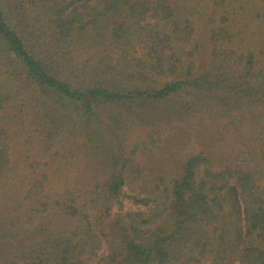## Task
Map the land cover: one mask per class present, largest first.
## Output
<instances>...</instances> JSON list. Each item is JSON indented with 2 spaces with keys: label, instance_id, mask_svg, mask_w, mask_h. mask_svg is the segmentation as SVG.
Segmentation results:
<instances>
[{
  "label": "trees",
  "instance_id": "obj_1",
  "mask_svg": "<svg viewBox=\"0 0 264 264\" xmlns=\"http://www.w3.org/2000/svg\"><path fill=\"white\" fill-rule=\"evenodd\" d=\"M0 264H264V0H0Z\"/></svg>",
  "mask_w": 264,
  "mask_h": 264
},
{
  "label": "rangeland",
  "instance_id": "obj_2",
  "mask_svg": "<svg viewBox=\"0 0 264 264\" xmlns=\"http://www.w3.org/2000/svg\"><path fill=\"white\" fill-rule=\"evenodd\" d=\"M128 189V187H126ZM130 192L129 190L127 191V193ZM126 193V194H127ZM145 208V206L136 204L135 202L132 201L131 198L125 197L124 201H123V208L124 210H133V209H142ZM119 208L117 205H115L113 207V212L117 211ZM106 251V246H103L102 250L100 251V254H102L103 252Z\"/></svg>",
  "mask_w": 264,
  "mask_h": 264
}]
</instances>
